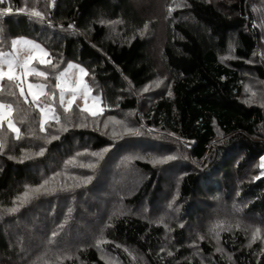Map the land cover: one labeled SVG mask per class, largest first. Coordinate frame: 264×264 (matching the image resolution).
Returning <instances> with one entry per match:
<instances>
[{"label":"trees","instance_id":"obj_1","mask_svg":"<svg viewBox=\"0 0 264 264\" xmlns=\"http://www.w3.org/2000/svg\"><path fill=\"white\" fill-rule=\"evenodd\" d=\"M139 1L0 3V10L12 9L0 16V49H9L17 37L46 48L56 67L34 61L48 79L32 76L27 82L55 92L54 99L42 101L60 116V124L51 118L41 132L39 109L25 103L10 82H2L16 93L0 95V100L13 104L11 118L22 139L5 121L0 126V264H264V176L258 165L264 155V104L247 102L245 92L249 76L264 81V9L257 13L250 0H182L161 18L151 4L146 8ZM158 1L171 0H149ZM33 10L42 13L43 21L27 14ZM68 61L88 72L84 80L100 96L102 115L81 112L76 104L63 112L54 86ZM160 72L167 76L165 91L140 108L135 91ZM121 112L133 114L131 124L117 119ZM91 121L92 127L79 126ZM142 124L166 131L174 147L182 142L186 155L175 154L179 183L167 187V177L150 160L134 158L140 184L114 188L121 197L106 206L109 212L96 227L94 204L80 206L81 195L91 197L82 181L96 177L87 168L85 152L108 153L122 144L127 146L123 151H139L120 135ZM61 125L68 130L61 131ZM157 130L145 137L143 157L157 145ZM53 135L59 138L51 140ZM41 148L44 155H35ZM189 155L200 163L198 169L189 165ZM45 180L41 192L47 194H35L32 190ZM165 189H176V218L168 222L153 218V206ZM13 207L18 211L9 212ZM255 228L259 240L249 244Z\"/></svg>","mask_w":264,"mask_h":264},{"label":"rangeland","instance_id":"obj_2","mask_svg":"<svg viewBox=\"0 0 264 264\" xmlns=\"http://www.w3.org/2000/svg\"><path fill=\"white\" fill-rule=\"evenodd\" d=\"M135 1V0H134ZM151 1V0H150ZM182 0H171L170 3L165 1L164 4L162 5L159 1L158 5H153L151 2H149V0H143V1H139L140 6H145L146 8L148 6L146 5H150V9L153 10L154 14L156 15H161V18L163 16H165V12L169 13L170 11L176 9L177 6ZM169 3V4H168ZM250 4L252 5L253 9H255V11L258 13L260 11L261 8L264 9V0H250ZM5 15V14H4ZM262 17V16H260ZM263 19V17H262ZM163 27V22L158 24V29L155 33V38L153 40L157 41L158 37L161 33ZM150 29V28H149ZM13 39H28L31 40L33 42L39 43L35 40H32L30 38H25V37H17V38H13ZM11 39V41L13 40ZM11 41L7 43L9 45V49H0V52H5V53H10L13 52L12 49V45H11ZM6 43V45H7ZM42 47H44L41 44ZM19 48V55L21 57L27 55V52L25 50V48L23 46H18ZM45 48V47H44ZM46 49V48H45ZM47 51V50H46ZM47 59H51L49 57L45 58ZM39 62V61H38ZM68 64H73L75 66H77L74 69H68V77L67 80L69 81V83H71L74 79V77L79 75L78 72V68L82 67L79 63L74 62V61H68L66 66L61 70H65ZM162 70V68H160ZM166 75L162 72H160V77L155 79L153 82L149 83L145 88H148V91H144L145 88L143 89H139L136 92V96L138 97L140 104H142L140 106V108H142V106L144 105H149L147 103H149L157 94H161L163 93L165 90V83H166ZM85 81V80H84ZM86 84V82H85ZM87 85V84H86ZM27 88V83H25V89ZM246 94L247 96H249L250 98L247 100V102H252L253 101H257V102H262V104H264V81H260L258 79H255L252 76L248 77V81H247V86H246ZM252 93H255V96L252 95ZM66 99L69 98L71 96L70 92H66L65 93ZM28 100L31 101V97L28 96ZM8 103V102H7ZM76 105H78L79 107H83L84 106V100L83 98H81L80 96H78L76 102ZM94 105H98L100 108L103 109V105H102V101L99 95L93 93V92H89L88 94V107L91 110H95ZM121 117H116L117 119H122L123 121L127 122L128 124H131L132 121L134 120L133 114H126L125 112H121L120 114ZM138 116L142 117V112L138 111ZM52 118V114L49 113L48 119ZM9 119L12 120L11 116L9 117ZM109 119V118H108ZM13 121V120H12ZM6 124L8 125L7 120H5ZM13 123L15 124L16 127H18L16 125V123L13 121ZM91 122H89L88 125L86 126H90L92 127L93 124H91ZM96 123V122H95ZM139 129L140 132L142 133L139 136H134L131 134H123L120 135L121 139H125L127 141H129L131 143V146L133 149L138 150L139 151H135L132 152L130 151H123L126 150L127 146L122 144L120 146L117 147V145H114L113 148H110L108 150V153H106L107 151L103 150L102 152H85L86 155V159H87V168L88 170L93 173L96 174V177H92L94 179H91L90 181H86L83 180L82 183L85 185H88V191L90 194L91 193V197L89 196H84L81 195L80 201L81 204L80 206L83 208V205H87L89 206L91 203L94 204L95 206V212H97V216L98 219L95 220V226L99 227L100 222H101V217L106 215V212H109L108 210L106 211V206H109L111 204H113V202H115L116 200H113L115 197L116 198H120V195L116 194V191L114 188H116L118 185H121V187H125V189H133V187H136V184H140L141 178H142V173L139 170L134 169V167H132V162L131 160H133L134 158H143V159H148L150 160V162H152L154 159H161L164 158L166 156H173L174 159L166 161L163 164H153L157 167V169H159L162 174L167 177L165 181L168 182L167 187H169V184L172 183H179V179L177 178V175L179 174L176 171H179V168L176 166L178 164V162L180 161L179 158H177L175 156L176 153H178V155L180 156V154L186 155V152L184 151V148L182 147V142L178 141L180 144H175V147L172 146L170 144V141H168L169 139H167V132L163 131V130H157L154 129L150 126H148L147 124H142L139 125L137 127L133 126V129ZM149 130H152L151 132H149ZM155 130L159 131L157 134V137L155 138L156 140V144L155 146L151 145L149 149H147V153L146 155H141L140 152L141 150H144L145 148H148V143L145 142V137L147 136H152L155 132ZM111 134H114V132H112ZM16 135V133H15ZM125 135V136H124ZM162 136V141H166V143H160L159 138ZM115 138H120L119 134L114 135ZM180 150V152H179ZM87 153V154H86ZM92 153H101V155L99 156H93ZM143 153V152H142ZM108 156V159L105 158L104 156ZM112 157V158H111ZM181 157V156H180ZM264 157V155L262 156ZM118 161V162H117ZM189 165L193 168V169H198L200 166V163L197 162L196 160L190 158L189 155ZM153 163V162H152ZM258 165H260V163H258ZM127 166H131V168L129 170L126 169ZM256 167V166H255ZM260 167V166H259ZM255 169L253 166L251 167V170ZM99 170V173L98 171ZM173 172H176V177H173ZM97 172V173H96ZM264 172V169H262L260 167V173ZM122 180L127 182V185L122 186ZM138 183H137V182ZM91 182V183H90ZM138 184V185H139ZM84 185V186H85ZM76 188H81V185H75ZM176 188V186H175ZM112 191H114V193H112ZM128 192V191H126ZM87 194V195H88ZM50 195L46 196L49 197ZM167 200H169L167 202ZM63 201V200H61ZM105 201V203H104ZM119 204V202L117 201L115 205ZM176 189L175 191H172L171 193L169 192V190L165 189V192L162 194L161 198L155 202L153 208H154V213L155 215L153 216V218H161V221H166L168 222L169 220H173L176 218ZM216 209L219 208L218 205H215ZM211 209H214L211 207ZM214 209V210H216ZM84 210V209H83ZM140 212H142V214H145V210L143 208L139 209ZM93 212V211H92ZM89 216L90 214L87 213ZM92 214V213H91ZM157 214V215H156ZM93 216H91L92 218ZM175 221H178V219H176ZM192 229L197 230V226H191ZM257 228H255L256 230ZM259 231H254L253 233H250V238L248 239V243L252 244L255 240H259ZM264 233V230L262 229V232ZM255 235L256 239H253V236ZM74 239H77L75 236L73 237ZM262 244L264 245V239H261ZM205 259V258H204ZM203 264H207V262L203 263Z\"/></svg>","mask_w":264,"mask_h":264},{"label":"snow or ice","instance_id":"obj_3","mask_svg":"<svg viewBox=\"0 0 264 264\" xmlns=\"http://www.w3.org/2000/svg\"><path fill=\"white\" fill-rule=\"evenodd\" d=\"M0 3H3V0H0ZM20 12H25V9H19ZM12 12L11 8H5L0 10V16H3L4 14H10ZM30 17H36L39 18L41 21H43L42 13L39 11H31L30 13H27ZM74 26L72 24L68 25V28H73ZM145 28H147V25H145ZM13 52L5 53L0 52V95H9V96H15L16 93L12 90V87H7L3 85V81L7 80L10 82L11 85H14L15 88L19 89V95L24 98L25 103H28V96L31 97V103L35 105L36 108L39 109L41 120H40V131L44 132L46 131L45 125L49 123V113L52 114V119L57 123L60 124V116L56 114L55 109L52 104L46 103L42 101V98L47 99H54L55 98V92L48 93L45 91V88L47 85L42 83H31L27 82L28 77H38V78H44L45 80L48 79V74L44 71L38 70L36 67H33L34 61H39L40 64H48L52 65L53 68L56 67V65L52 64L51 59H45L46 57L50 56V53L46 51L44 47L41 46L40 43L33 42L28 39H13L11 41ZM18 46H23L27 52V55L21 57L19 55V48ZM77 66L73 64H68L66 69L61 71L59 75L55 77L57 83L55 84V89L59 90V104L63 108L64 113H70L72 111L73 105L75 104L78 96L83 98L84 100V106L81 107L79 110L81 112H89L92 116L102 115L103 109L100 108L98 105H94L95 110H91L88 107V94L91 91L88 85L85 84L84 77L88 75V72L83 68L79 67L78 72L79 75L74 77L73 81L69 83L67 80V77L69 75L68 69H74ZM25 83H27V88L25 89ZM144 91H148V88H145ZM70 92L71 96L66 99L65 93ZM169 95L171 93L169 92ZM253 96H255V93H252ZM13 111V104L4 102L3 100H0V126L3 125V122L7 120L8 122V128L16 133V139L20 140L22 137L20 136V129L15 126L13 121L9 119V117L12 115ZM114 119V118H109ZM79 126H86V125H79ZM108 127L107 122L105 123V128ZM61 131H67L68 128L66 125H61L60 128ZM125 131L128 134L139 136L142 133L139 129H133V128H127ZM152 130H149L151 132ZM58 136H51V140L58 139ZM50 142V141H48ZM3 147V143H0V148ZM107 150V149H106ZM105 150V151H106ZM44 148H41L35 155L42 156L44 155ZM93 156H99L101 153H92ZM11 158V157H10ZM28 157H21V161ZM139 158V157H137ZM174 159L173 156L169 155L161 159H154L152 162L153 164H163L166 161ZM262 169H264V157L260 158V165ZM262 176H264V172L261 173ZM260 176L255 177L254 179H260ZM92 178L87 177L86 181H90ZM48 183L47 180L44 181L41 185H39L37 188H34L32 191L37 194H47V190L45 189V192H41V189L45 188V185ZM28 193L25 192L24 196H27ZM11 213H15L18 211V208L13 207L8 210ZM71 211V209H69ZM62 227V226H61ZM259 231V229H257ZM56 233H53V236H55ZM253 239L255 240V235L253 236ZM97 246H99V242L97 243Z\"/></svg>","mask_w":264,"mask_h":264},{"label":"built area","instance_id":"obj_4","mask_svg":"<svg viewBox=\"0 0 264 264\" xmlns=\"http://www.w3.org/2000/svg\"><path fill=\"white\" fill-rule=\"evenodd\" d=\"M56 0H51L52 3H54Z\"/></svg>","mask_w":264,"mask_h":264}]
</instances>
